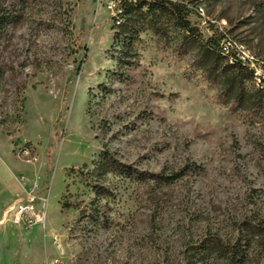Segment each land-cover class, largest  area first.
<instances>
[{"label": "rangeland", "instance_id": "1", "mask_svg": "<svg viewBox=\"0 0 264 264\" xmlns=\"http://www.w3.org/2000/svg\"><path fill=\"white\" fill-rule=\"evenodd\" d=\"M165 1L120 23L102 0H0V264H185L209 238L264 264V115L221 105L171 10L264 62V0ZM29 195L45 222L24 229L4 212Z\"/></svg>", "mask_w": 264, "mask_h": 264}, {"label": "trees", "instance_id": "2", "mask_svg": "<svg viewBox=\"0 0 264 264\" xmlns=\"http://www.w3.org/2000/svg\"><path fill=\"white\" fill-rule=\"evenodd\" d=\"M151 1L148 4L127 6L125 14L142 8H146L147 11L167 9L168 3L165 0ZM171 10L175 22L182 31L181 51L184 55H191L194 68L200 71L207 85L216 90L221 105L233 111L264 115V86H256L253 73L239 63L228 64L227 58L219 51L218 42L201 39L197 29L184 19L177 7L174 6ZM7 19L5 13H0V34L5 31ZM249 83H252L256 89L248 87ZM100 160L98 169L118 174L126 173V170L106 153ZM243 247V239L224 242L209 238L197 246H189L185 249V264H246L247 256Z\"/></svg>", "mask_w": 264, "mask_h": 264}, {"label": "built area", "instance_id": "3", "mask_svg": "<svg viewBox=\"0 0 264 264\" xmlns=\"http://www.w3.org/2000/svg\"><path fill=\"white\" fill-rule=\"evenodd\" d=\"M110 18L112 20H120L125 15V8L127 6H136L138 4H148L151 0H102ZM194 10H198V6ZM221 32L218 48L220 53L227 54V63H239L241 66L252 72L257 76L259 86H264V75L260 74L259 64L264 65L262 61L249 60V53L242 47L234 44V39ZM21 155H28V150L22 148ZM4 217L11 224L30 229L35 225H43L45 222V214L38 204V199L35 195H29L25 200H20L6 209Z\"/></svg>", "mask_w": 264, "mask_h": 264}, {"label": "bare ground", "instance_id": "4", "mask_svg": "<svg viewBox=\"0 0 264 264\" xmlns=\"http://www.w3.org/2000/svg\"><path fill=\"white\" fill-rule=\"evenodd\" d=\"M241 45V44H240ZM247 52V51H246ZM248 53V52H247ZM223 56H225L226 58H227V54H223V53H221ZM249 60H251V61H254V58L252 57V56H250V54H249ZM254 75V79H255V83H256V86H258L259 85V83L257 82V76L255 75V74H253Z\"/></svg>", "mask_w": 264, "mask_h": 264}, {"label": "crops", "instance_id": "5", "mask_svg": "<svg viewBox=\"0 0 264 264\" xmlns=\"http://www.w3.org/2000/svg\"><path fill=\"white\" fill-rule=\"evenodd\" d=\"M13 204H15V203L10 204L9 206H7V208H9L10 206H12Z\"/></svg>", "mask_w": 264, "mask_h": 264}]
</instances>
